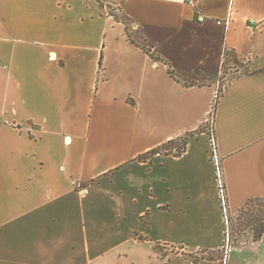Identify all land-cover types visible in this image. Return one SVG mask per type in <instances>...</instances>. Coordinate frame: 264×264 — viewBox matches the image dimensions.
<instances>
[{"label": "crops", "instance_id": "obj_1", "mask_svg": "<svg viewBox=\"0 0 264 264\" xmlns=\"http://www.w3.org/2000/svg\"><path fill=\"white\" fill-rule=\"evenodd\" d=\"M210 134L235 220L264 199V0H0V264H163L228 236L225 264H264V234L224 224Z\"/></svg>", "mask_w": 264, "mask_h": 264}, {"label": "rangeland", "instance_id": "obj_2", "mask_svg": "<svg viewBox=\"0 0 264 264\" xmlns=\"http://www.w3.org/2000/svg\"><path fill=\"white\" fill-rule=\"evenodd\" d=\"M118 16H120V14H118ZM124 22L128 24L126 21ZM236 65L237 64L234 65V63H228V65L225 66L224 64L223 68L221 69V85L219 87V90H222V87L224 84H226L227 79H230L231 77L236 75L234 74L235 72L233 70V68H236ZM210 120L208 121L206 128L211 125ZM244 211H249L246 216L242 214L235 220H232L231 218V221L229 223L230 229L232 228V231L235 234L241 233L243 230L252 231L255 226L254 219H258V217H260L261 215L263 216L262 221L264 222V201L253 203ZM224 254L225 250L214 252L202 250L196 253H187L181 251L180 249H167V251L164 252L163 255H169L170 260H164L163 264H222L220 260L223 259Z\"/></svg>", "mask_w": 264, "mask_h": 264}, {"label": "built area", "instance_id": "obj_3", "mask_svg": "<svg viewBox=\"0 0 264 264\" xmlns=\"http://www.w3.org/2000/svg\"><path fill=\"white\" fill-rule=\"evenodd\" d=\"M197 0H186V3L188 5L194 6L195 2ZM231 15H232V10L230 9L227 13V18L225 20L226 25L229 24L230 19H231ZM196 20L198 22H203L205 19L204 17L199 14L196 13ZM209 142H210V147L212 150V157H213V163L215 165L216 168V179H217V186H218V194H219V199H220V204H221V208H222V214H223V220H224V224L228 227L229 225V216H228V211H227V200H226V190H225V185H224V181L222 179V173H221V162H220V158L218 157L217 154V147H216V141L213 137L212 134H210V138H209ZM229 236L228 238L226 237V241H225V246L223 247V250H225V254L223 256V259L220 260L222 262V264L226 263V254H227V250L229 248Z\"/></svg>", "mask_w": 264, "mask_h": 264}, {"label": "trees", "instance_id": "obj_4", "mask_svg": "<svg viewBox=\"0 0 264 264\" xmlns=\"http://www.w3.org/2000/svg\"><path fill=\"white\" fill-rule=\"evenodd\" d=\"M96 1H98V0H96ZM119 20H121V21L124 20V21H126L128 23V21L123 16L120 17ZM220 93H221V91H219L217 93L216 97L214 98V102H213V105H212V111L210 113L211 119H213V117L215 115V110H216V105H217V99L220 96ZM202 129L203 128L200 127L194 133H190V134H188L186 137H184L182 139H177V140L171 141V142L163 145L160 148V150H162V149H168L170 147H173V148H175L177 154H180L183 151V149H184V146H185V144L187 142V139L189 137H192L194 134L201 132ZM259 201H264V199H250V200L246 201V203L242 207V209H241V211H240V213H239L238 216H241L242 214H244L246 216L249 211H244V210H246L247 207H249L253 203H256V202H259ZM262 217L263 216L261 215L260 217H258V219H256V218L254 219L255 220V223H254L255 226H254V229L252 230V233H253V239L256 240V241L259 240L261 238V236L264 234V222L262 221V219H263Z\"/></svg>", "mask_w": 264, "mask_h": 264}]
</instances>
